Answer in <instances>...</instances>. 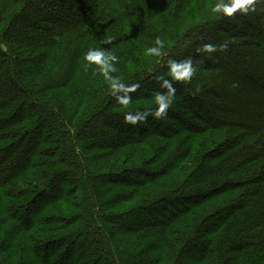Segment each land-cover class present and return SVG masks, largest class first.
<instances>
[{
    "label": "trees",
    "instance_id": "trees-1",
    "mask_svg": "<svg viewBox=\"0 0 264 264\" xmlns=\"http://www.w3.org/2000/svg\"><path fill=\"white\" fill-rule=\"evenodd\" d=\"M220 2L0 0V264H264V2ZM90 48L139 85L126 108ZM186 58L168 114L126 123Z\"/></svg>",
    "mask_w": 264,
    "mask_h": 264
},
{
    "label": "clouds",
    "instance_id": "clouds-1",
    "mask_svg": "<svg viewBox=\"0 0 264 264\" xmlns=\"http://www.w3.org/2000/svg\"><path fill=\"white\" fill-rule=\"evenodd\" d=\"M264 0H228L227 3H217L212 12L217 14H223V16L233 17L234 14L240 13L241 15H247L249 12H255L257 10L256 5ZM102 43H111L110 40L102 41ZM165 47V41L161 38H155L154 44L145 48L144 52L147 56L160 57L163 55V49ZM227 43L222 45L205 44L202 48L197 49L198 52L214 53L218 50H226ZM85 61L89 65L95 64L97 70L103 76V79L107 82L112 94L116 97L119 104L125 108L132 100L131 92L136 91L139 85H126L119 80L118 77L113 76L112 73L117 71L116 63L118 57L112 53H106L101 49L90 48L84 55ZM168 73L166 76L161 75L158 77L160 88L166 91L154 92V102L156 107L152 110L145 111L143 113L137 111L135 114L127 112L124 116L126 123L136 125L137 123H143L147 121L148 116L151 115L155 119L160 120L168 114V110L172 107L175 99L176 89L173 86L174 82H191L193 76L196 73V68L193 66L191 58L177 61L170 59L167 62ZM122 93V94H121Z\"/></svg>",
    "mask_w": 264,
    "mask_h": 264
},
{
    "label": "rangeland",
    "instance_id": "rangeland-1",
    "mask_svg": "<svg viewBox=\"0 0 264 264\" xmlns=\"http://www.w3.org/2000/svg\"><path fill=\"white\" fill-rule=\"evenodd\" d=\"M37 5H38V2H34V4H33V7H32V9L30 10V13H33L34 12V10H35V8L37 7ZM165 12V11H164ZM100 124H101V126H104L105 124H103V123H99V122H94L93 123V125L94 126H100ZM45 160H49V158H45ZM3 173V170L1 169L0 170V179H2V177H1V174ZM77 193H80V190H77ZM77 193H76V195H74V199H73V197L72 198H70V200H72V201H74V200H77ZM131 203H126V204H123L121 207H118L117 208V212L118 213H122V212H126L127 210H130L132 207H134V204L133 205H130ZM76 210V209H75ZM115 210H116V208H115ZM84 259L85 260H88V261H90V262H94V259L95 260H97L96 262L99 264H101V262L100 261H98V258H97V256H94V255H92L91 256V254H89L88 252L87 253H84Z\"/></svg>",
    "mask_w": 264,
    "mask_h": 264
}]
</instances>
